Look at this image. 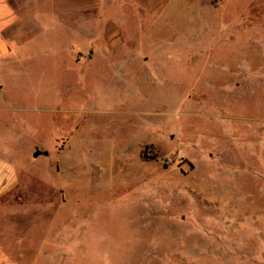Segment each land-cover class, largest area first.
<instances>
[{"label":"rangeland","instance_id":"rangeland-1","mask_svg":"<svg viewBox=\"0 0 264 264\" xmlns=\"http://www.w3.org/2000/svg\"><path fill=\"white\" fill-rule=\"evenodd\" d=\"M11 2L0 264H264V0Z\"/></svg>","mask_w":264,"mask_h":264},{"label":"crops","instance_id":"crops-1","mask_svg":"<svg viewBox=\"0 0 264 264\" xmlns=\"http://www.w3.org/2000/svg\"><path fill=\"white\" fill-rule=\"evenodd\" d=\"M47 1L49 4L53 1L55 2L56 6L59 5L60 7L63 3H66L69 6L68 9L72 11L77 10V12L80 11L79 12L80 15L76 18L74 17L75 19H73L75 20V23H83V24L90 23L91 24L90 26L94 27L96 7H97L96 0H47ZM47 1L29 0V3H31L30 6L32 11L30 12V14L35 16V19L37 18L36 20L38 22V27L40 31H41L40 29L41 27H46V28L48 27V30H54L55 27L57 26V21L58 23L63 24V21L59 19L60 17H58V15L57 16L50 15L49 18H51V22H48V24L45 22L43 17H47L48 15L44 11L43 5H41L40 3ZM108 1L112 3L113 0H108ZM77 18L82 19V21L78 20ZM18 23H19V18L18 15H16V11L14 5H12L11 0H0V66L9 63L13 59V57L20 52L22 44L23 46L29 45V41H27V39L23 40L24 43H21L18 46L12 44V42L15 44V38L21 36L25 31L24 27L18 26ZM48 30L46 31L44 30V32H47ZM83 30H85V27H83ZM88 32L89 31L87 30L86 33ZM22 38H24V36ZM2 91H3V86L0 83V94H3ZM15 110L18 109H15L14 107L10 108L6 106L4 102L0 104V113H9V112H14ZM3 125L6 128H8L9 126L8 121L4 120ZM39 150L41 149L34 148V150L30 152L29 157L32 163H34L36 159L33 158V154ZM5 160L6 159H4V157L2 158L0 157V202L6 200V198H8L10 195L12 196L13 193L16 191V189L20 188L22 175H26L25 174L26 172H21L20 169L18 170L16 169V167L14 168L11 167L8 162L6 163Z\"/></svg>","mask_w":264,"mask_h":264},{"label":"water","instance_id":"water-1","mask_svg":"<svg viewBox=\"0 0 264 264\" xmlns=\"http://www.w3.org/2000/svg\"><path fill=\"white\" fill-rule=\"evenodd\" d=\"M41 155V153L39 151H36L34 154H33V158H37ZM42 155L46 156L47 154L45 152L42 153Z\"/></svg>","mask_w":264,"mask_h":264}]
</instances>
